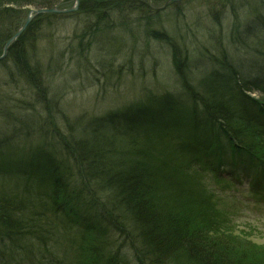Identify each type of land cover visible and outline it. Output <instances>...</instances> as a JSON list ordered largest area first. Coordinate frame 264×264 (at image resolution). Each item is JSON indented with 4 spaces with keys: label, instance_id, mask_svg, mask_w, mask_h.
Listing matches in <instances>:
<instances>
[{
    "label": "trees",
    "instance_id": "1",
    "mask_svg": "<svg viewBox=\"0 0 264 264\" xmlns=\"http://www.w3.org/2000/svg\"><path fill=\"white\" fill-rule=\"evenodd\" d=\"M166 1L80 0L75 11L34 17L0 60L10 84L28 86L26 98L0 104V119L10 120L17 130L14 137L23 139V145H6L9 136L0 133V147L7 148L0 149V264H264L254 250L220 235L210 217V201H200L207 196L202 172L226 188L238 189L245 179L264 182V105L246 94L261 90L264 102V51L253 53L264 43V7L251 23L257 21L262 30L257 33L262 42L250 45L251 58L235 62L219 45V57L206 49L202 60L190 58L181 47L183 38L159 29L162 14L168 16L170 7L179 4L160 7ZM58 5L71 6L72 0H0V54L30 8ZM125 12L130 17L120 22L117 14ZM222 15L214 14L213 21ZM65 19L78 20L80 29L63 51L47 57L50 61L58 53L86 52L93 45L104 51L113 45L122 49L114 57L129 63L125 44L135 38L127 27L130 21L147 39L172 50L178 88L183 89L177 93L145 85L134 99L105 108L81 125L65 121V130L73 131L76 124L72 135L79 142L73 147L80 158L68 137L52 131L50 119H40L55 105L46 79L50 67L41 65L29 46L45 37L56 41L48 31ZM102 36L105 49L99 45ZM7 60L10 65H3ZM246 65L252 66L248 72ZM123 66L100 67V76L105 82L116 79ZM196 72L200 78L192 80ZM35 120L41 123L37 129ZM30 136L35 143H28ZM166 153L187 161H167ZM125 227L136 247L126 239L123 243Z\"/></svg>",
    "mask_w": 264,
    "mask_h": 264
},
{
    "label": "rangeland",
    "instance_id": "2",
    "mask_svg": "<svg viewBox=\"0 0 264 264\" xmlns=\"http://www.w3.org/2000/svg\"><path fill=\"white\" fill-rule=\"evenodd\" d=\"M174 2H178V6L174 9L170 7L167 11L169 14H167L168 16L165 17V15L162 14L164 21L162 20L163 22L162 25L160 24L161 28L159 27V29L166 31V33H169V35L177 39L178 36L183 38L185 42L182 45L185 46L179 45L183 48H187L191 59L199 58L205 60L203 57L207 56L204 53L206 49H209L219 57V45L226 48L228 56L233 57L235 62L246 56H248V58L252 57L248 52L254 50V47L250 45L255 42L259 43V41L250 40L245 33L247 28L251 27L252 20L257 17L259 13L261 15L262 11L260 7H264V0H178ZM73 4L74 0H72L71 6H73ZM166 4L167 1L160 7ZM71 6L65 7L58 5L57 7L69 8ZM31 10L36 9L30 8L28 11L30 12ZM175 10L179 12L176 16L174 15ZM220 13L223 14L222 18L217 22L213 21L212 16L214 14L220 15ZM119 15L117 14V17L121 19L120 22L125 21L124 18L130 17L127 16L129 14L124 15V13L121 17ZM113 17L118 20L117 17ZM66 20L67 19L63 20L54 31H48L52 32V37L57 39L56 41L52 38V40H48V37L36 41L34 56H36V59L40 60L41 65L45 63L46 66L50 67V72L46 75V79L49 80V82L47 81V85L50 86V95L53 96L55 101L54 107L43 112V117H40V119L44 122L50 119L52 131L54 129L59 136L63 135L64 137H68V144L73 150L75 149L73 146L79 142L78 138L72 135V133H75L74 135L77 134L75 129L76 124L72 127L73 131L65 130V126L67 127L65 121L71 122L77 120V123L79 122L78 125H81L91 116L103 113L102 111L105 108H114L119 104H125L127 101L134 99L135 93L137 92L138 94L141 87L145 85H151L152 87L157 86V88L163 90L168 89L169 91H175L177 93L183 90L178 88V85L181 86V83L174 71L172 50L161 45L156 40L152 41L147 39L145 37V32L138 25H132L130 21L127 27L133 30L132 32L135 34V38L133 37L134 42L125 44L126 50H129L125 58L130 61L129 63L123 61L122 58L124 57H114L113 54L118 55L122 49L120 48L118 50V48L113 47V45L110 46L111 48H106L108 42L105 36L99 37V45L102 48L104 47L103 49L106 48L104 51L97 45H93L91 49L88 48L86 52L82 51L78 53L79 51L74 50L73 53H75V55L73 53H65L64 56H60L58 53L59 56H56L50 61V58L47 59V57L51 56L52 52H54V55H57L55 52L63 51L65 47L71 43L74 31L80 29L79 26L81 25L78 23V20ZM104 30L108 31V28L105 27ZM112 31H114V29ZM128 34H130L129 31L115 33L118 37H120L119 35ZM235 37L242 42L234 40ZM230 38L233 39L230 41ZM182 42L183 41H180V43ZM116 46H118L117 42ZM256 48L258 50H254L253 53L255 51L258 53L259 49L264 51V43ZM139 54L147 55L145 58H140ZM123 56L125 55L123 54ZM112 57L114 58L109 64L108 61ZM100 62L103 64H100ZM1 65L2 64H0V104L1 101L5 102L4 100H6L8 101L6 102L7 105L11 106L15 101L22 100V97H27L28 86L25 83H20L18 85L10 84L8 81V74ZM3 65H10V62L7 60ZM123 65H125V67ZM129 65H131V67H129ZM119 66H123V72L121 71L120 77H116V79L114 78L113 80L111 78V80L105 82L103 75L100 76V67H109L110 69L117 70ZM246 66V72H248V69H251L252 66ZM58 67L62 68L57 72ZM90 67H96V71L93 72L96 74L87 71ZM198 73L201 72H196L192 80L200 78ZM257 91L260 92V94H258ZM250 94L255 97L259 95L258 102L264 105V102L260 101L262 96L260 90H254ZM42 110L39 111L42 112ZM17 112L18 111L14 112V114L16 115ZM23 112L24 111H21V115ZM25 113L34 117L32 111H26ZM35 122V128H39V124L41 125V123L37 120H35ZM12 124L10 120L5 122L3 119H0V133L7 132L6 134L9 136L4 139V141L8 142L6 145L11 142L23 145V139L17 140V137H14L17 130L12 129ZM37 132L38 130H36L34 134L36 135ZM28 138L29 144L36 142L35 136H30ZM5 147L6 146L3 148L0 147L1 151L2 149H7ZM75 151L76 149L74 150V154L76 155L77 151ZM179 155L181 154L179 153ZM76 156L80 158V154ZM173 156V158H170L166 153L165 159L167 160L170 158V160L176 162L187 161L180 156ZM67 157L69 160L71 159V156ZM75 168L78 169V165ZM86 173L88 174V172ZM202 175V182L205 185L204 193L207 196H204L202 199L198 196L197 199H200V201L203 200L205 203L210 201L208 205L212 206L211 209L213 210V214L210 215V217L212 218L217 232L222 236L229 237L233 243L238 246L244 245L245 248L248 247L254 250L253 252L257 255V258L264 260V196L259 193V189H253V184L249 181L246 185H241L240 190L221 187L217 186L218 183L213 182L204 172H202ZM262 187L261 190L264 192V186ZM119 229L117 228V231H119ZM122 229L125 238L121 236L120 231L118 234L122 237L123 243L125 241L124 239H126V242L128 241L127 243L132 247H136L134 241L135 237L130 228L128 229L125 227ZM52 243L54 244L53 240Z\"/></svg>",
    "mask_w": 264,
    "mask_h": 264
},
{
    "label": "water",
    "instance_id": "3",
    "mask_svg": "<svg viewBox=\"0 0 264 264\" xmlns=\"http://www.w3.org/2000/svg\"><path fill=\"white\" fill-rule=\"evenodd\" d=\"M173 1H178V0H167V2H173ZM79 5V0H74V4L72 7L67 8V9H57V8H50V9H39V10H31L29 14L26 16L25 21L23 24L16 30V32L4 43L2 47V52L0 54V60L4 59L6 56V53L8 51L9 46L16 40L18 36L25 30L29 22L33 17L36 15L42 14V13H68L75 11Z\"/></svg>",
    "mask_w": 264,
    "mask_h": 264
},
{
    "label": "bare ground",
    "instance_id": "4",
    "mask_svg": "<svg viewBox=\"0 0 264 264\" xmlns=\"http://www.w3.org/2000/svg\"><path fill=\"white\" fill-rule=\"evenodd\" d=\"M72 7V6H71ZM51 8H57V9H67V8H59V7H51ZM70 8V7H69ZM40 9H50V8H40ZM36 10H39V9H36ZM219 13V12H218ZM42 14H44V13H42ZM48 14H58V13H48ZM39 15H41V14H39ZM36 16H38V15H36ZM35 16V17H36ZM260 27V25H259V23L257 22V21H254L253 22V24H252V26H251V28H253V32L251 31V29L250 28H247V30H246V33H245V35L247 36V38H249L250 40H256V41H259V42H262V39L258 36L260 33H261V29L259 28ZM259 32V34L257 35V33ZM244 36V35H243ZM246 36H244V37H246ZM231 39H233V38H230V40ZM36 43L37 42H35V43H32V44H30L29 43V46H32L33 48H35L36 47ZM6 57V56H5ZM261 91V90H260ZM258 92V91H257ZM251 92H246V94L249 96V98H251V99H254L255 101H257L258 102V98H259V95H256V97L255 96H252L251 94H250ZM262 93V92H261ZM258 94H260V92H258ZM259 103V102H258ZM243 165L244 166H246V165H248V164H246V163H244L243 162ZM207 175L209 176L210 174L209 173H207ZM258 175V174H257ZM259 176V175H258ZM259 185H261V184H259ZM262 186V185H261Z\"/></svg>",
    "mask_w": 264,
    "mask_h": 264
}]
</instances>
